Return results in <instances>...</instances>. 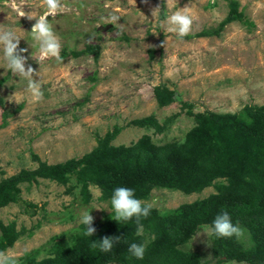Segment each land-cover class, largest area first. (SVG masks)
Returning a JSON list of instances; mask_svg holds the SVG:
<instances>
[{"label":"rangeland","instance_id":"1","mask_svg":"<svg viewBox=\"0 0 264 264\" xmlns=\"http://www.w3.org/2000/svg\"><path fill=\"white\" fill-rule=\"evenodd\" d=\"M234 1L248 24L234 22L217 34L228 14L226 0H62L64 9L55 18L48 17L60 40L62 59L37 63L38 51L31 48L29 33L35 20L19 17L11 0L7 7L0 0V27L21 37L18 47L27 49L25 67L39 71L33 79H40L43 92L42 100H31L27 80L7 69L0 47V180L36 169L34 155L49 165L80 158L114 127L120 129L114 146H128L143 135L161 145L181 141L198 114H234L245 106L263 105L264 0ZM27 3L23 10L29 15L43 13L42 0ZM183 8L193 24L190 33L179 38L162 25ZM113 14L120 20L107 23ZM200 33L210 36L195 38ZM94 45L100 49L97 61L72 56ZM63 53L67 55L62 57ZM160 86L176 93V101L167 107H159L155 99L154 88ZM148 117L164 126L163 132L130 125ZM169 118L173 119L166 124ZM70 187L43 180L22 185L20 201L0 208V222H13L21 232L5 251L15 261L34 251L40 252L37 260L49 257L54 240L71 246L85 210H90L94 222L113 215L110 201H102L96 187H89L87 203H82L79 187L68 192ZM214 193L213 187L189 196L154 190L142 203L165 213ZM198 233L183 250L216 264L211 235ZM241 240L248 244L246 235Z\"/></svg>","mask_w":264,"mask_h":264},{"label":"trees","instance_id":"2","mask_svg":"<svg viewBox=\"0 0 264 264\" xmlns=\"http://www.w3.org/2000/svg\"><path fill=\"white\" fill-rule=\"evenodd\" d=\"M226 1L228 14L214 32L217 34L234 22L248 24L239 4ZM209 36L200 33L195 38ZM99 52V46H87L72 56H92L97 61ZM66 55L63 53L62 57ZM153 93L161 108L176 101V93L164 86L154 88ZM194 124L181 141L161 145L143 135L128 146H114L112 142L120 131L114 127L97 140L91 152L80 158L49 165L34 155L36 169L20 170L1 179L0 208L17 204L21 186L39 180L72 185L68 192L79 187L82 203L89 202L91 186L99 190L102 201H110L114 189L121 186L132 189L135 198L142 202L148 201L154 190L177 191L187 196L210 187L215 190L214 194L163 214L151 208L150 214L141 218L140 234L135 218L115 222L113 215H108L101 222L93 221L91 226L96 231L91 237L83 234L86 226L82 224L72 237L71 246L62 247L54 240L49 257L37 260L40 252L34 251L15 264H208L199 254L184 251L183 247L203 225H211L225 211L233 225L248 237V244L241 240L242 235L227 238L211 235V253L216 264H264V104L245 106L234 114L204 112L194 117ZM130 125L154 128L156 133L164 130L154 117L134 120ZM20 236L15 223L0 222V251L12 248ZM117 236L120 240L109 252L91 246L92 241ZM132 243L145 244L143 259L131 256L128 248Z\"/></svg>","mask_w":264,"mask_h":264},{"label":"clouds","instance_id":"3","mask_svg":"<svg viewBox=\"0 0 264 264\" xmlns=\"http://www.w3.org/2000/svg\"><path fill=\"white\" fill-rule=\"evenodd\" d=\"M5 7L9 6V0H3ZM28 5L27 0H11V7L19 14V17H27L29 20L34 19L35 23L32 24L29 31L33 46L37 48L38 58H33L37 63L43 62L48 59H55L61 61V43L53 30L52 24L49 22L48 17L55 18L65 7L62 0H42L44 11L38 17L29 15L28 12L23 10L24 6ZM159 6L152 10V13L157 11ZM120 17L113 14L106 21L109 24L118 23ZM193 19L184 8L175 11L169 15L162 27L169 32L175 33L179 38L187 36L192 28ZM21 37L17 36L11 29L0 27V47H2L3 60L8 70L15 76L27 80L26 91L28 92L33 102H39L43 98L41 91L40 79L34 80V76H39V71L34 70L30 65L26 68L25 64L27 57L23 55L27 49L19 48ZM111 212L115 222H127L135 218V222L139 226L137 233L143 231V226L140 224L141 218H146L150 214L152 204H143L138 198H135L134 191L127 187H117L114 189L111 199ZM98 209V208H96ZM101 210V209H100ZM90 210H85L80 218V222L86 226L84 235L91 237L96 229L92 227L93 217L89 214ZM163 214V213H161ZM214 235L220 237H240L243 230L238 226L233 225L229 214L225 211L217 215L211 225H203L201 231L198 233ZM120 237H103L101 240L92 241V247L98 248L100 252H109L113 249L114 243H118ZM129 253L136 259H143L146 251L144 243H132L128 248ZM0 264H15L13 255L5 251H0Z\"/></svg>","mask_w":264,"mask_h":264},{"label":"water","instance_id":"4","mask_svg":"<svg viewBox=\"0 0 264 264\" xmlns=\"http://www.w3.org/2000/svg\"><path fill=\"white\" fill-rule=\"evenodd\" d=\"M110 27H107L105 30H108Z\"/></svg>","mask_w":264,"mask_h":264}]
</instances>
